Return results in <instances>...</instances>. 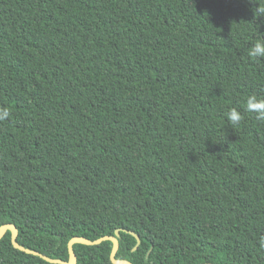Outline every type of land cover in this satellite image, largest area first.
Masks as SVG:
<instances>
[{"label":"trees","instance_id":"16d2710c","mask_svg":"<svg viewBox=\"0 0 264 264\" xmlns=\"http://www.w3.org/2000/svg\"><path fill=\"white\" fill-rule=\"evenodd\" d=\"M257 6L0 0V226L62 260L70 238L119 228L133 264H264ZM111 249L73 244L77 264H113ZM0 264L55 263L6 231Z\"/></svg>","mask_w":264,"mask_h":264},{"label":"water","instance_id":"95a60500","mask_svg":"<svg viewBox=\"0 0 264 264\" xmlns=\"http://www.w3.org/2000/svg\"><path fill=\"white\" fill-rule=\"evenodd\" d=\"M6 231H10L11 233V243L12 245L21 250V251H24L28 254H33V255H38L40 256L41 258H43L44 260L50 262V263H55V264H77V258H76V254L73 250V244L75 243H81V244H85V245H95V244H99L105 240H109L112 242V249H111V252H110V261L113 263V264H133L131 261L129 260H126V259H118L117 257H115V254L117 252V249H118V236H119V231L120 229H116L115 230V233L114 235H105V236H102V237H99L97 239H94V240H91V239H88L84 236H74L72 238H70V240L68 241L67 243V250H68V259L67 260H62V259H59V258H51L43 253H40L39 251L37 250H33V249H30L28 247H25L21 244H19L16 240L17 238V235H18V229L17 227L12 224V223H6V224H3L0 226V239L2 238V236L6 233ZM126 232H128L129 234H131L133 237H135L136 239V244L135 246L133 247V249H136L137 246L139 245L140 243V238H139V235L137 233H135L134 231L132 230H125ZM145 264H150V263H145ZM205 264H208V263H205Z\"/></svg>","mask_w":264,"mask_h":264},{"label":"clouds","instance_id":"9594fccd","mask_svg":"<svg viewBox=\"0 0 264 264\" xmlns=\"http://www.w3.org/2000/svg\"><path fill=\"white\" fill-rule=\"evenodd\" d=\"M249 3L256 5V0H249ZM254 14L259 17L264 16V8L255 7ZM248 55L251 58H264V40L256 42L249 49ZM246 110L254 113L258 121H264V98L258 99L255 95L249 96L246 101ZM9 115L7 109L0 110V121L7 119ZM227 120L231 125L235 126L241 122L242 115L237 109L233 108L227 113Z\"/></svg>","mask_w":264,"mask_h":264}]
</instances>
